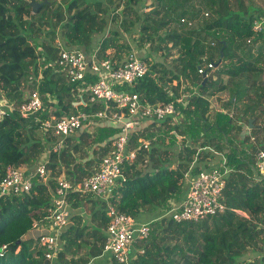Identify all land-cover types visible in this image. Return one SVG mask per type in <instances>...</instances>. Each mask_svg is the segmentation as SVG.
<instances>
[{"label":"trees","instance_id":"1","mask_svg":"<svg viewBox=\"0 0 264 264\" xmlns=\"http://www.w3.org/2000/svg\"><path fill=\"white\" fill-rule=\"evenodd\" d=\"M38 1L47 3L33 14L31 0H0V93L19 104L38 88L44 99V110L37 115L42 121L102 108L91 104L88 95L83 97L84 105H74L79 102L78 86L56 64V40L68 50L90 56L99 36L98 58L112 59L115 66L132 54L125 36L137 30L139 49L148 45L151 55L163 52L165 59L176 52L170 65L144 58L149 72L134 87L143 103L184 99L185 104H177L179 116L160 123L163 133L156 139L157 122L147 121L132 131L130 145H138L143 137L153 139L154 145L149 152L139 151L138 160L126 165V180L117 184L108 202L137 221L152 220L151 238L135 247L131 264H264V177L256 167L257 147L251 135L259 121L264 123V33L252 29L254 21L264 19V0ZM182 19L196 24L189 29ZM209 63L225 65L217 66L205 82L198 71ZM93 80L89 76L88 82ZM225 92L230 98L212 114L211 99ZM90 126L98 127L96 134L83 132ZM40 128L36 116L25 118L15 111L0 121V179L8 166L33 169L47 158L45 153L50 155L46 181L35 179L29 195L0 198V246L10 245L0 264H118L104 254L110 223L107 203L89 194L68 197L72 211L82 210L84 202L85 207L91 206L90 221L72 212L54 261L46 260L28 234L34 222L45 216L58 179L65 175L79 182L90 176L94 157L108 155L121 127L90 121L64 140L62 153L50 151L58 137L47 134L42 140ZM89 145L92 152L86 158L83 153ZM221 156L230 171L223 192L226 212L198 223L175 222L167 214L173 202L184 200L187 175L195 177L218 166ZM149 163L156 172L141 177ZM256 252L262 256L249 261L247 257Z\"/></svg>","mask_w":264,"mask_h":264},{"label":"built area","instance_id":"2","mask_svg":"<svg viewBox=\"0 0 264 264\" xmlns=\"http://www.w3.org/2000/svg\"><path fill=\"white\" fill-rule=\"evenodd\" d=\"M204 15L209 17L208 12ZM182 24L191 29L196 22L182 19ZM252 25L255 33H264V19L254 21ZM56 45L59 49L56 64L66 73L70 82L78 86L77 98L88 95L91 104H101L102 108L93 113L81 111L61 117L50 116L48 120L42 121L37 115L44 110V99L37 88L19 104L9 102L0 94V121L14 111L25 118L36 116L42 131L58 137V141L50 146V150L55 153H62L64 140L93 120L120 126L121 133L113 141L110 152L102 159L99 168L90 176L79 182L71 181L64 175L58 179L54 199L43 211L45 216L34 222L28 238L34 239L44 251L46 260L51 262L58 257L61 234L70 224L72 212L68 197L77 193L94 194L97 199L108 202L117 184L126 180V165L138 160L139 151L149 152L152 148L153 139H140L138 148L130 149L132 131L141 128L147 121L162 123L167 118L179 116L177 104L185 103L184 99L171 103H143L134 86L148 74L149 65L133 53L115 66L112 59L100 60L97 50L87 56L83 51L66 49L59 40ZM211 46L215 47L216 43H211ZM215 70L216 65L209 63L200 66L198 72L208 79ZM89 76L95 80L88 82ZM252 142L257 146L256 167L264 176V147H260L255 139ZM47 164L48 161L39 163L35 172L30 174L23 168L8 166L5 176L0 179V198L29 195L35 179L47 180L50 174ZM229 172L227 160L221 156L218 166L203 170L195 177L187 175L189 186L186 197L179 204L173 202L167 215L177 223H198L226 212L223 192ZM237 213L241 216L245 214L242 211ZM107 214L110 223L105 232L104 254H109L110 260L114 259L118 264H131L135 247L151 238L152 222L137 221L130 215L118 212L112 205L107 206ZM9 249L8 244L0 246V259L8 255ZM138 252L143 254L144 249L138 248Z\"/></svg>","mask_w":264,"mask_h":264},{"label":"rangeland","instance_id":"3","mask_svg":"<svg viewBox=\"0 0 264 264\" xmlns=\"http://www.w3.org/2000/svg\"><path fill=\"white\" fill-rule=\"evenodd\" d=\"M57 1H61V0H57ZM150 1V0H149ZM146 4V3H145ZM145 6V5H144ZM144 11H145V9H144ZM198 21H199V23L200 22H202V19H201V17H199L198 19H197ZM46 37V36H45ZM139 37V31L137 30L135 33H131V34H128V35H126L125 36V41L126 42H129L131 45H132V48H133V50H132V53L133 54H135L136 55V57H139L141 60H143L144 58H148L149 57V59H150V62H152V63H160V64H163V62H166V64H168V65H170V64H172L173 63V61L175 60L174 58L176 57V52L173 54V56L172 57H170V58H168V59H165L164 58V54L165 53H161L162 54V56H161V54H152L151 55V51H150V49H149V46L147 45L144 49H139L138 48V46H137V44H136V42H135V39H137ZM47 38V37H46ZM48 39V38H47ZM57 41L58 40H56V43H57ZM161 52V51H160ZM155 53V52H154ZM159 53V52H158ZM225 64H222V65H220L219 66V69H222L223 68V66H224ZM218 69V67L216 66V70ZM216 72V71H215ZM214 72V73H215ZM123 87H124V85H123ZM34 90V89H33ZM32 90V91H33ZM31 93V92H30ZM226 94V93H225ZM28 96V95H27ZM223 99L225 100V98L223 97ZM227 99H228V96H227ZM185 104V103H184ZM211 104H212V114H215L216 112H218V111H221L220 109V104L218 103V101H217V99H215L214 98V100H212L211 101ZM183 118L184 117H182V118H180L179 120H178V122H179V124H181L182 122H183ZM102 123V122H101ZM148 125V124H147ZM146 125V126H147ZM161 127H162V124H158L157 125V127L156 128H154L153 129V131L155 132V139L159 136V135H161V133H163V129H161ZM98 127L97 126H90L89 127V129H84V131L83 132H86L87 130H89L90 131V133H92V135L93 134H96L97 133V131H98V129H97ZM161 129V130H160ZM250 130H251V128H250ZM88 131V132H89ZM82 132V131H81ZM80 133V132H79ZM48 133H45L44 131H42V129L40 128L39 129V131H38V136H39V138L40 139H42V140H44L45 139V137H46V135H47ZM83 134V133H82ZM141 140H143V139H145V140H151V139H149V138H147V137H143V138H140ZM139 139V140H140ZM259 140V141H258ZM258 140H256L257 141V143L259 144V143H261V146L260 147H262L263 146V143H264V132L262 131V135L259 137V139ZM181 139H179V141H178V146H181ZM153 145H154V143H153ZM153 145H152V147H153ZM246 145H249V144H246ZM138 146H139V143H138V145H136L135 146V144H131V146H130V149H136V148H138ZM156 146H158V147H160L159 145H156ZM242 147L244 146V145H241ZM256 147V146H255ZM152 149V148H151ZM91 152H92V146L91 145H89V146H87L86 147V151L83 153V156L84 157H88L89 155H91ZM175 156H176V154H175ZM94 160H95V165L91 168V170H92V172L93 171H95V170H97L98 168H99V166H100V163H101V160H102V157H101V154L100 153H98V155L97 156H95L94 157ZM175 160V159H174ZM23 169H25V167H23ZM65 176V175H64ZM262 177H264V176H262ZM89 195H91L92 196V198L94 199V200H96L95 199V195L94 194H89ZM98 201H100L101 203L103 202H105V203H107V206L109 205L108 204V202H106V201H104V200H100V199H98ZM242 216H244V217H248V215L245 213V214H243ZM151 220L149 219L148 220V222H150ZM262 256V254L261 253H255V254H250L249 255V257H247L248 259H249V261H253L254 259H255V257H261Z\"/></svg>","mask_w":264,"mask_h":264},{"label":"crops","instance_id":"4","mask_svg":"<svg viewBox=\"0 0 264 264\" xmlns=\"http://www.w3.org/2000/svg\"><path fill=\"white\" fill-rule=\"evenodd\" d=\"M100 40H101V38L98 36V37H96L95 39H94V41H93V45H92V50H94V51H96V49L99 47L98 46V44L100 43ZM93 52V51H92ZM94 53V52H93ZM226 93V94H225ZM225 93H222V94H220L218 97H215V99H217V101H218V103L220 104V108H221V104L223 103V102H226L229 98H230V95H229V93L228 92H225ZM0 94H2V93H0ZM227 96H228V99H227ZM223 97L225 98V100L223 99ZM79 98V102L78 103H75L74 105L76 106V107H78V106H80V105H84L85 103V101H84V99H83V97L81 98V97H78ZM212 100H214V98L213 99H211V101ZM221 110V109H220ZM145 124V123H144ZM143 124V126L142 127H144L145 125ZM264 128V123H263V121H259L258 122V126H257V128H255V130L254 131H252L251 132V135H252V140L253 139H255V140H258L259 139V137L262 135V130H264L263 129ZM90 132V131H89ZM264 132V131H263ZM259 141V140H258ZM259 145L261 146V143H259ZM242 147V146H241ZM257 147V146H256ZM51 151V150H50ZM45 155L47 156V158L46 159H43V160H40V162L39 163H41V162H45V161H48L49 160V153H45ZM43 157H44V155H43ZM42 157V158H43ZM38 163V164H39ZM37 164V165H38ZM37 165L35 166V167H33V169H29L28 167H26L25 166V169L24 170H26L27 171V173L28 174H30V173H33V172H35V170H36V167H37ZM94 172V171H93ZM188 186H189V182H188ZM188 186H187V191H188ZM186 197V196H185ZM85 202L83 203V209L82 210H71V212H73V215H75V214H83V216H84V219L86 220V221H90V215H89V210H91L92 208H91V206H89L88 205V207H85ZM152 221V220H151ZM144 222H148V219L146 218V220H144ZM30 235V234H29Z\"/></svg>","mask_w":264,"mask_h":264},{"label":"water","instance_id":"5","mask_svg":"<svg viewBox=\"0 0 264 264\" xmlns=\"http://www.w3.org/2000/svg\"><path fill=\"white\" fill-rule=\"evenodd\" d=\"M47 2H39L38 0H31L30 2V6L32 7V12L33 14H36L39 9L41 7H43ZM222 55H223V51H222ZM219 64H217V66H219ZM207 81V79H205V82ZM250 124L252 125V121L250 122ZM156 172V170L153 167V163H149V166L147 168H144L141 174V177H145L149 174H154ZM20 244V242L18 243Z\"/></svg>","mask_w":264,"mask_h":264}]
</instances>
